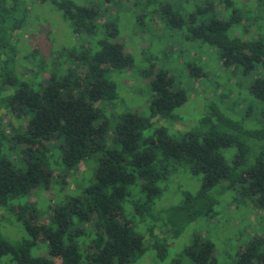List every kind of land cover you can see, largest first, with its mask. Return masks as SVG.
Returning <instances> with one entry per match:
<instances>
[{"label": "trees", "instance_id": "trees-1", "mask_svg": "<svg viewBox=\"0 0 264 264\" xmlns=\"http://www.w3.org/2000/svg\"><path fill=\"white\" fill-rule=\"evenodd\" d=\"M132 1L0 0V264H264V213L256 214L264 212V0L250 1L255 11L242 0ZM31 3L60 15L68 45L45 55L20 47L15 33L31 24ZM130 11L139 32L161 45L155 56L148 48L135 58L116 40ZM178 32L185 55L169 44ZM204 53L237 79V98L203 99L194 124L176 129L188 87L167 62L183 61L184 75L202 80ZM137 61L144 65L134 72ZM19 64L33 76L20 79ZM127 71L150 79L146 114L115 109L111 77ZM182 174L200 183L178 195ZM52 188L51 200H31ZM234 202L256 217L250 234L235 233L242 242L230 257L197 233L169 257L197 221L229 225L234 215L224 220L221 209Z\"/></svg>", "mask_w": 264, "mask_h": 264}, {"label": "rangeland", "instance_id": "rangeland-1", "mask_svg": "<svg viewBox=\"0 0 264 264\" xmlns=\"http://www.w3.org/2000/svg\"><path fill=\"white\" fill-rule=\"evenodd\" d=\"M76 2H82L83 0H75ZM170 2V0H168ZM252 0H242V2L246 3L244 4V7L246 9L251 8L252 11H255L254 4L251 3ZM132 0H121L122 6H125L126 8H130L132 5ZM241 2V3H242ZM248 3V4H247ZM31 24L27 27H24L22 31L15 33V37H18L21 40V48L27 52L31 51L33 49H36L39 54L45 55V53H48V50L50 48L55 49L59 46L68 45L71 40L72 36L70 33L69 28L63 23L64 21L61 19L60 15L56 11H52L47 5H39L37 3H31ZM106 7H109L107 4ZM117 6H111L108 8L109 13L107 12L106 15L110 16L111 14H115L117 11ZM123 8H121L122 11ZM136 11V10H135ZM132 11L129 13H122L121 16L123 18L128 19L127 22H125V25L127 24L128 27H124L121 32V37L116 39L118 42H124L126 51H132L135 53V58H137L145 49L149 48V52L151 55H156L154 52H156L161 45L158 46V42L155 39L146 37L142 32H139L137 29V25L133 22V19H131ZM104 19V17H102ZM102 19H99V21H102ZM156 30L158 34H161V27L158 25V23L155 25ZM152 26H148L150 28ZM153 28V27H152ZM179 33V32H178ZM175 43H169L170 46L178 52L180 49L182 53L185 55L188 52V41L183 39V36L181 33H179L176 37H174ZM192 53V52H191ZM38 54V56H39ZM181 54V53H180ZM208 53L203 54V58L206 60L204 64H202L206 70V76L202 80H194L187 78L184 73L185 71L181 68V65L183 61H180L177 59V61H168L167 62V68L174 69L175 74H177L178 82H183L184 87H188V93H187V102L184 104V106H181L178 108V110H175L174 112L181 113L184 116V118H181V120L177 123H175L173 126L176 129L184 130L191 125L194 124V116L197 115L198 112V106H200V103L203 99L210 98L211 96L219 97L217 94L225 96L227 100H232L237 98V79H235L227 70H223L218 65V61L216 60L214 55H210V58H207ZM176 58H179L176 56ZM173 59V58H172ZM204 60V61H205ZM30 66L35 65L36 61L32 60L29 61ZM139 65L135 62V67L138 71L141 66L144 65L142 62H139ZM161 62V61H160ZM166 61H164L165 63ZM161 64V63H158ZM27 64H19L17 67L18 75L20 79H27L28 75H32V73L27 71V67L24 69V66ZM84 70L82 68H79L77 70V73L79 74L83 72ZM111 79L115 82L117 92L119 93L118 99L115 101V109L117 110H132L137 112H144L146 111V101H147V84L149 82V78L144 79L141 76H137L134 73L131 74V71H127L126 73L121 74H114ZM125 80L127 81L125 84ZM213 80L218 81L217 84L211 83ZM209 84V85H208ZM212 86L217 87L218 89L216 92H213L214 89ZM203 94V95H201ZM201 95V96H200ZM223 97V98H225ZM252 101H249V104ZM222 108H225L222 103H220ZM126 108V109H125ZM236 119H240L239 115L234 114ZM85 169V165H80L78 172ZM77 172V173H78ZM70 176H73L76 174V172L70 171ZM69 176L64 177L65 181L68 182V186L66 187V191L72 190L73 182L69 180ZM176 180V186H178V195H180V192L182 189L185 190H193L196 189L200 183L199 177L194 178L190 174H182L179 175ZM175 180H172L173 186ZM31 200L38 198L37 201H43L46 199H52L55 197L53 188L50 190L45 191H37L35 194L30 195ZM61 196H59L60 198ZM170 196H165L164 201L169 202ZM173 199V198H172ZM176 201V200H175ZM174 202V201H173ZM172 203V202H171ZM227 211V212H226ZM223 219H227L229 216L228 214H233L234 217L231 221H229V225L221 226L219 225L222 221L220 219L219 223L216 222H207L206 219L199 220L193 225H191L189 228L185 229V231L181 234V236L173 241L170 244L168 255L169 257H176L180 254L183 247L190 243L192 235L199 234L201 236H207L212 238V240L216 241V243H219V249L224 252L226 250V257H230L232 253H234L236 246H238L242 241L238 242V236L235 234L236 232H246L250 234L252 232V228L250 224H254V218L255 213L247 212L245 208H241L240 203H235L231 206L226 205L225 210L221 209ZM257 213H264L262 210H259ZM244 222V225L246 227L241 228L242 230H237L241 226V223ZM246 223V224H245ZM217 225V227L215 226ZM220 228H219V227ZM18 227V226H17ZM230 229V230H229ZM235 229V230H234ZM19 230L21 235L23 234L22 227L19 226ZM19 230L14 227L11 229L12 236H18ZM251 230V232H250ZM247 234V235H248ZM233 240L231 242L224 240ZM228 244V245H227ZM39 254H46L44 250L40 251ZM169 259V258H168ZM156 262V261H155ZM157 263V262H156ZM155 263V264H156ZM159 263L158 264H164ZM141 264H154V260L151 258H145Z\"/></svg>", "mask_w": 264, "mask_h": 264}]
</instances>
